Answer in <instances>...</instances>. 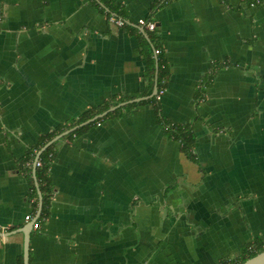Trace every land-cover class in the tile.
<instances>
[{"label": "crops", "instance_id": "1", "mask_svg": "<svg viewBox=\"0 0 264 264\" xmlns=\"http://www.w3.org/2000/svg\"><path fill=\"white\" fill-rule=\"evenodd\" d=\"M108 1L128 26L110 23L101 0H0V264H26V252L29 264L241 259L264 243V0ZM151 34L170 73L163 116L192 124L196 161L151 105L125 110L59 143L41 219L28 151L86 110L151 88Z\"/></svg>", "mask_w": 264, "mask_h": 264}, {"label": "trees", "instance_id": "2", "mask_svg": "<svg viewBox=\"0 0 264 264\" xmlns=\"http://www.w3.org/2000/svg\"><path fill=\"white\" fill-rule=\"evenodd\" d=\"M171 0H158L156 3V8L163 6L165 3L169 2ZM101 11L106 15L110 14H115L118 17L122 18L123 17V11L119 10L118 7L113 6L108 0H101L100 4ZM128 26V25H126ZM125 26V27H126ZM141 40H143L145 43H147V40L139 34ZM150 42L152 43L154 49L160 50V45L158 42V39L154 34L150 35ZM148 47V45H147ZM161 51V50H160ZM163 51H161V54L157 56L156 59H151L149 62V68H148V74L150 75V79L152 81L151 88H149L147 91L140 95H131V96H124L120 98H112L109 101L104 102L102 105L96 107V108H91L86 110L79 118L72 120L71 122L59 126L56 130L53 132L43 135L39 138V141L36 145V147L33 150L28 151L27 153V159L25 161V165L28 163L32 164V162H36L35 159H37V155L42 149L50 143L53 139L56 137L76 128L81 126L82 124L93 120L94 118L102 115L103 113L109 111L110 109L119 106L121 103H127L133 100H136L138 98H143V97H150L154 93L155 88H158V93L159 96L163 91H166L167 88V82L169 80V69L168 66L166 65V60L162 56ZM228 66L227 63H222V64H215V68L219 67H226ZM210 80H212V77H208L204 82H202V85H200L199 91H198V100H204L205 99V94H206V89L210 85ZM159 96L153 97L149 100H145L139 103H132L129 104L125 107H122L120 109H117L116 111L110 113L106 117L102 119H98L94 123H91L89 125H86L84 127H81L74 131L73 133L63 137L61 140L55 142L52 144L46 151H44L39 159V163L41 166L36 167V177L38 180V184L40 186V191L43 196V210L41 213V219L47 220L50 214V207L52 203V198L54 194V188H53V183L52 179L50 177V171L52 164L54 163L56 156L58 154L59 148L57 147L59 143L63 140H70L73 137H79L83 134H85L88 130L91 128L99 125L100 123H103L104 121L108 119H114V118H119L122 113L125 110H134L137 107L140 106H145V105H151L156 113V117L158 120V123L162 126L164 129L165 134L167 135L168 138L179 142L181 144V149L184 155L191 161H196L197 159V154H196V144H197V136L192 128V124H187V125H179L176 123H173L166 119L163 116L162 113V107H161V100H159ZM26 169L25 174L28 176L31 175V168ZM31 183H32V190H33V196L37 197V189L35 188L34 185V180L30 178ZM264 252V243H254V244H249L246 246V248L243 251L242 257L239 260L236 261H224L221 264H244L248 260L258 256L259 254ZM21 264H23V261H20Z\"/></svg>", "mask_w": 264, "mask_h": 264}, {"label": "water", "instance_id": "3", "mask_svg": "<svg viewBox=\"0 0 264 264\" xmlns=\"http://www.w3.org/2000/svg\"><path fill=\"white\" fill-rule=\"evenodd\" d=\"M143 31H144V30H143ZM156 96H158V88H155L154 93H153L152 96H150V97L142 98V99H137V100H134V101H131V102H127V103L120 104L119 106L110 109L109 111H107V112L103 113L102 115H100V116L94 118L93 120L88 121V122L82 124L81 126L76 127V128H74V129H72V130H70V131H68V132H66V133H64V134H62V135L56 137V138L53 139L50 143H48V144L42 149V151L39 152V154L37 155V159H36V165H37V163H38V161H39V159H40L42 153H43L44 151H46V150H47L52 144H54L55 142L61 140L63 137H65V136H67V135L73 133L74 131H76L77 129H79V128H81V127H84V126H86V125H89V124H91V123H94V122L97 121L98 119H102V118L106 117V116L109 115L110 113L116 111L117 109H120V108L126 106L127 104H130V103H138V102H141V101H144V100H149V99H151V98H153V97H156ZM26 251H28V247H27ZM25 263H26V264H29L28 252H26V255H25ZM244 264H264V252L261 253V254H259V255L256 256V257H254V258L248 260V261L245 262Z\"/></svg>", "mask_w": 264, "mask_h": 264}, {"label": "built area", "instance_id": "4", "mask_svg": "<svg viewBox=\"0 0 264 264\" xmlns=\"http://www.w3.org/2000/svg\"><path fill=\"white\" fill-rule=\"evenodd\" d=\"M108 20L110 23L114 24L115 26L119 27V28H124L126 25H128V22L126 20H124L123 18L118 17L115 14H110L107 16ZM137 28H140L142 30L145 31H149V32H155L157 29V25L155 22L153 21H149L146 19H141L138 21V23L136 24ZM156 56H159L161 54L160 50H156L155 51ZM165 94V91H163L160 96H159V100H161L162 96ZM36 166H41V164L38 162ZM26 222H33V217L32 216H26L25 218ZM34 229H39L40 228V222H35L33 225Z\"/></svg>", "mask_w": 264, "mask_h": 264}, {"label": "rangeland", "instance_id": "5", "mask_svg": "<svg viewBox=\"0 0 264 264\" xmlns=\"http://www.w3.org/2000/svg\"><path fill=\"white\" fill-rule=\"evenodd\" d=\"M258 243H260V242H258Z\"/></svg>", "mask_w": 264, "mask_h": 264}]
</instances>
